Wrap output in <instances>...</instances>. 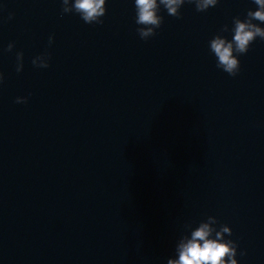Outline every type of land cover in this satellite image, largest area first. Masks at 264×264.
<instances>
[{"label":"water","instance_id":"water-1","mask_svg":"<svg viewBox=\"0 0 264 264\" xmlns=\"http://www.w3.org/2000/svg\"><path fill=\"white\" fill-rule=\"evenodd\" d=\"M105 7L87 24L61 0H0V264H167L208 216L238 264H264V40L235 77L209 47L258 6H161L147 40L135 0Z\"/></svg>","mask_w":264,"mask_h":264},{"label":"clouds","instance_id":"clouds-1","mask_svg":"<svg viewBox=\"0 0 264 264\" xmlns=\"http://www.w3.org/2000/svg\"><path fill=\"white\" fill-rule=\"evenodd\" d=\"M62 14L75 12L87 24H102L106 14V0H61ZM194 3L196 11L204 12L210 7H215L218 0H188ZM258 6L257 10H249L246 18H233L232 39L217 34L209 41L210 51L217 59V67L230 76H237L240 72L239 56L246 54L251 44L260 38L264 40V27L253 21L264 23V0H253ZM185 0H135L136 9V31L141 39L147 40L156 35V29L160 28L163 17L159 15L161 6L168 15L180 18V9ZM12 14H9V19ZM229 28L224 25L221 32H227ZM54 37H49V45L53 43ZM13 43H9L6 51L11 52ZM23 52L16 53L17 67L19 73L23 70ZM50 53H43L32 60L34 66L48 68ZM3 73H0V83L3 82ZM27 97H17L16 103H27ZM218 220L214 216H208L206 221H201L199 226L191 231L190 237L183 236L176 245L178 259H168L167 264H238L237 243L234 240L225 239V234L232 235V229L226 225H220L217 230ZM244 253H241L243 255Z\"/></svg>","mask_w":264,"mask_h":264}]
</instances>
